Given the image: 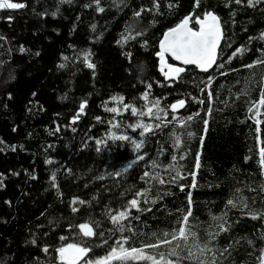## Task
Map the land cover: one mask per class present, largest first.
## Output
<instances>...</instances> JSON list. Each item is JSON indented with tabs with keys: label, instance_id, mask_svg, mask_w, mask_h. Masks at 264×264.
Wrapping results in <instances>:
<instances>
[{
	"label": "trees",
	"instance_id": "obj_1",
	"mask_svg": "<svg viewBox=\"0 0 264 264\" xmlns=\"http://www.w3.org/2000/svg\"><path fill=\"white\" fill-rule=\"evenodd\" d=\"M12 2H22L26 7L0 10V36L5 38L0 40V264H41L49 258L41 250L44 246H49L48 252L55 259L57 237L68 236V242H72L71 233L79 229L69 225L86 220L90 226L91 220L101 225L93 226L96 235L92 238L79 237L92 245L89 255H104L121 236L127 238L124 246L128 249L156 243L157 239L171 240L173 230L178 234L183 222L200 244L209 240V232L219 233L212 244L221 251L227 246L228 251L222 256L216 253V264H259L264 248V170L259 154L264 148V109L256 117L261 120L257 144L256 124L247 108L250 100L259 98L264 86V65L252 69L243 65L260 56L258 47L264 48V39H257L264 33V3L249 8L246 0L240 5L235 0H200L194 9L195 0H159L163 14L155 17V26H150V12H142L137 20L131 18V9L140 5L150 8L152 0H126L128 7L120 5L119 11L111 0H99L104 9L101 12L96 11L93 0ZM169 3L177 6L168 9ZM205 10L219 17L223 33L217 64L210 72L215 79L206 86L208 74L189 67L181 75L183 79L166 83L157 71L154 56L159 38L184 15ZM144 30V36H135L136 31ZM121 33L128 39L117 44ZM142 40L148 41L147 51L140 47ZM20 46L25 48L24 53L19 51ZM236 48L241 52L232 55ZM84 51L95 69L85 67ZM127 52L132 53V64L122 55ZM220 63L222 68L218 67ZM126 67L131 68V75L125 72ZM233 68L237 71H231ZM143 82L152 85L145 100L140 99L145 92ZM242 90L246 94H241ZM209 92L213 96L210 108ZM113 96H124V100L114 101ZM157 99L158 107L169 113L166 121L171 120L169 105L177 99L185 100V106L176 113L178 118L194 112L199 115L192 121L180 123L178 119L159 129L155 128L157 121L145 115L142 122L152 123L153 129L141 138L140 129L133 132L126 127L138 118L122 105L130 103L138 110L147 106L155 113L153 102ZM201 100L204 103L198 102ZM82 101L86 102L84 113L70 122ZM105 106L116 107L120 115L106 112ZM160 115L163 118L164 114ZM96 116L101 120L94 119ZM203 119L208 120L206 130ZM110 121L118 126L110 127ZM109 130L144 139L146 142L137 150L144 159L124 171L127 161L134 159L132 146L127 141L116 142L122 147L114 146L107 139ZM188 132L194 135L189 137ZM99 138L106 139L108 148L101 145L98 153L95 140ZM197 154L199 168L195 167ZM173 165L182 177L176 184L168 183L175 175ZM114 169L120 171L119 176ZM145 171L150 176L141 179ZM177 184L183 185V190ZM136 191L142 193L137 197L142 211L129 208V218L120 222L131 224L133 231L117 232L105 213L108 209L111 214L123 210ZM74 197L78 198L72 205L78 209L76 213L69 207ZM229 199L235 207L227 204ZM79 200L88 203L80 204ZM245 204L247 207H243ZM250 212L257 213L255 219ZM183 215H188L186 222ZM221 224L226 229L223 232ZM108 229L112 230L111 238ZM102 231L107 244L97 247L102 243ZM33 234L35 244L28 242ZM177 244L182 257L189 249L196 251L190 236L187 244L178 237L171 244L144 248V252L157 255L163 251L167 256L169 248ZM207 255L211 258L212 253ZM181 264L189 261L182 260Z\"/></svg>",
	"mask_w": 264,
	"mask_h": 264
},
{
	"label": "snow or ice",
	"instance_id": "obj_2",
	"mask_svg": "<svg viewBox=\"0 0 264 264\" xmlns=\"http://www.w3.org/2000/svg\"><path fill=\"white\" fill-rule=\"evenodd\" d=\"M61 3H70L71 0H60ZM93 2L97 5L96 11L101 12L104 9L99 6V0H93ZM112 5L117 8V11L121 10L120 5H124V7H128V4L126 3V0H111ZM243 0H235V3L240 5L242 4ZM200 3V0H195V3L193 5V8H197ZM247 6L249 8L255 7L259 3H264V0H246ZM89 5H85V7H88ZM176 4L169 3L167 5L168 9H171L173 7H176ZM228 5L225 4V7ZM26 5L22 2H12V0H0V10H16V9H23ZM160 3L159 0H152L151 7H146L143 5H140L138 7H132L131 9V18L139 20L141 18L142 12H150L152 14L153 19H150L148 21L150 26H155V17L157 15H162L159 11ZM53 16L56 15L55 12L52 13ZM11 19V17H9ZM191 24V26H190ZM93 29L95 28V25L92 26ZM125 31H128L127 26L125 28ZM146 34V30L144 31H136L135 36L141 37ZM222 38V30H221V24L219 17L215 15L212 11L205 10L204 12H192L189 14L184 15L179 22H177L174 26H171L167 28V30L163 31L162 37L158 40V50L154 51V56L158 59V72L159 74L164 78L165 81H168L169 78L172 80H176L177 77H180V79H183L181 77V73H184L186 71L185 67H179L174 65L173 63H170L166 57H170L171 61L179 62L180 65L184 66H195V69H198L202 73H208L206 78V86L211 85L215 77L209 72L210 69H213V66L217 64L218 60V52L217 48L220 44ZM5 38L3 36H0V40H4ZM96 39H100L99 36L96 37ZM128 37L124 36L123 33H121V38L116 41L117 44H121L122 40H126ZM257 39H264V33L260 34V37ZM140 47L143 48L145 51L148 50V41L142 40L140 42ZM155 48V45H153ZM19 51L21 53H24L26 50L23 46H20ZM241 52L240 48H236L235 51L232 53V55H235L236 53ZM256 52L260 53V56L253 59L251 62L244 64L243 67L246 69H252L256 65H264V48H257ZM36 55H39V53H36ZM122 55H126L128 57V63L132 64V53H122ZM84 60L83 63L86 68L88 69H95V64L90 62L89 53L87 51L83 52ZM61 59H67V57H61ZM228 60H231V56L228 57ZM58 67H64V65H58ZM218 67L222 68L223 63H220ZM140 69L143 71V61L140 63ZM231 71H237V69H231ZM125 72L129 75H131V68L126 67ZM220 75L224 76L227 75L225 72H220ZM137 80H139V75L137 76ZM261 82L264 84V75L261 76ZM145 84V92L140 95V99L145 100L148 95H150V89L152 87L151 84L147 82H143ZM220 87H223L221 85ZM203 91V89H201ZM241 94L243 93V90ZM33 96H35V93H32ZM219 96V89H217V98ZM9 99H11V95L8 96ZM112 100L121 102L124 100V96H113ZM213 100L212 93H208V103L209 108L211 107V103ZM199 103H204V101H198ZM107 102H105L106 104ZM224 103H227L224 101ZM160 101L157 99L153 102V106L157 107V111L153 113L151 107L143 106L140 110H138L136 107L132 106V104H123V108L130 109L131 115L133 117H144L145 115H148L149 118H154L157 123L155 124V128L159 129L162 125L167 126V123H172L174 121H177L179 119L180 123H184V121H192L194 116H198V112H194L186 117H177L176 111L178 108H183L185 106V100L184 99H177L175 102L171 103L169 105L171 109V120L166 121L167 116L169 113L164 108H159ZM86 106V102H81L79 105V112L76 115H73L71 117L70 122H75L79 115H82L84 113ZM261 109H264V86L260 88L259 98L255 100H250L249 106L247 108L248 113L252 114L249 118L254 120V123L256 124L255 131L257 132V144L260 143L259 133L261 131L260 124L261 120L257 119L256 117H260L262 115ZM108 113H116L117 115H120V112L116 107H107L105 106L104 109ZM160 113H163L164 116L160 115ZM97 121L101 120V117L96 116L94 117ZM114 120V118H113ZM203 124L205 126V130L207 129L208 120L203 119ZM118 125L115 123H112L110 121V127H117ZM126 127H130L133 132H136L137 129H140L139 131V137L144 138L145 133L150 132L153 129L152 123H144L140 119H136L134 122L130 124H126ZM15 130V129H13ZM58 130V129H57ZM75 131V129H72ZM51 134V133H50ZM155 134V133H153ZM171 135H174V133H170ZM187 135L189 137L193 136L194 133L188 132ZM91 139V138H90ZM107 139H110L113 142L114 146L122 147V145H116V142H129L132 146V153L134 155V159H129L126 163V166L123 168L124 171H127V169L131 168L132 165L139 160L144 159V155L137 154V150L141 148V146L146 142L144 139L137 140L134 139L132 136L129 135H116L111 130L107 133ZM0 143H3L0 141ZM95 143L97 145L96 151L99 153L101 151V145H104L105 148H108L107 142L105 138H99L95 140ZM176 144H179V140H176ZM13 150H15V147L13 146ZM110 150V149H109ZM260 166L261 169L264 170V148L260 149ZM183 155L180 156V159H183ZM171 159L174 161L176 160V156H172ZM247 159V158H246ZM45 163H50V161L45 160ZM154 166V162H153ZM172 171L175 172V175L172 176L168 183L176 184L178 178H182L180 176V171L178 167L171 166ZM195 167H200V159L199 154L196 156V164ZM15 174V173H14ZM114 174L116 176L120 175V171H117L114 169ZM262 175H264V171H262ZM150 173L148 171H145L143 175L141 176V179H144L145 177H149ZM32 179H35L36 177L33 175L31 176ZM147 183V181H146ZM160 183H165V181L161 180ZM178 187H180L181 190H183V185L177 184ZM52 187H56L55 183V173H53L52 177ZM251 190V189H250ZM144 192L147 191V189L143 190ZM239 191V189H237ZM261 191H264V188L261 189ZM141 191H136L133 195V198L127 200L126 204L123 206V210L117 209L115 214H111L112 210L108 209L105 213L106 215H109V219L112 222V224L115 227V231L123 233L124 231L132 232V226L131 224L125 225L120 223L122 220H126L129 218V208L137 209V211H142L140 208H138V200L137 197L141 196ZM123 195V193L121 194ZM95 199V197H93ZM78 198H73L69 202V207L71 209L72 213H76L78 209L76 207H73L72 205L77 202ZM5 203H9V201H5ZM80 204H86L87 201L79 200ZM228 205H232L235 207L232 199H229L227 201ZM243 207H247L245 204ZM188 213H191V207L189 205ZM249 215L253 219L256 218L257 213L250 212ZM132 219H139V217H132ZM89 220H91V217H89ZM182 220L186 222L188 220V215H183ZM53 222L50 220L49 224L51 225ZM226 223V222H225ZM91 224L95 228H100V222L98 220H91ZM90 226V222L88 220L84 222H80L74 225H69V228H78L79 232L71 233L72 242H68L69 237L65 235H60L57 237L59 244L54 246V252H55V259H52L51 255L48 252L49 246H44L41 250L48 254L49 258L47 261L41 262V264H113V262H117V264H128L129 261H147L149 264H181L182 260L187 259L189 261V264H216L217 256L216 253L219 252L222 256L224 252L228 251V247L226 246L222 251L215 247V245L212 244V241L215 239V236L219 233H212L209 232V240L205 241L203 244H200L198 237L195 233H192L190 231L186 230L185 224L182 222L180 224V227L177 231L174 229L171 235V240L168 239H157L156 243L147 244L144 245L141 248L132 247L130 249L125 248L124 244L127 241L126 237L121 236L113 245L110 246V250H108L104 255L101 256H95V255H89L92 252V245L89 244L87 239H79V237L84 238H92L96 233L94 232V227ZM40 227H43L42 225ZM220 231H225V226L223 224L219 225ZM109 232V238H111L112 230L108 229ZM45 236L48 235L47 232L44 233ZM154 235V234H153ZM167 233H164V236L167 237ZM192 237L193 245L196 249V251H193L192 249L188 250V254L186 257L180 256L179 252L176 250L179 248V244L176 245L175 248H169L167 256L163 251L159 252L157 255L152 254H146L144 252V248H158L162 244H171V241L178 240V237L185 241V244L189 241V237ZM99 237L102 240V243L97 244V247H102L104 244H107V240H103L104 232L99 233ZM29 243L35 244V234H33V239L31 241H28ZM261 255L259 257V264H264V248L260 250ZM208 253H212L211 258L208 257ZM171 257H175V259H172Z\"/></svg>",
	"mask_w": 264,
	"mask_h": 264
},
{
	"label": "water",
	"instance_id": "obj_3",
	"mask_svg": "<svg viewBox=\"0 0 264 264\" xmlns=\"http://www.w3.org/2000/svg\"><path fill=\"white\" fill-rule=\"evenodd\" d=\"M215 15H216V14H215ZM219 20H220V19H219ZM220 24H221V23H220ZM190 26H191V24H190ZM221 30H222V28H221ZM161 37H162V36H161ZM222 39H223V33H222V38H221L220 44L218 45V48H217V52L219 51V48H220V45H221ZM157 50H158V44H157ZM155 59H156V61H157V69H158V59H157L156 57H155ZM166 59H168L170 63H173V64L176 65V66H179V67H185V69H186V68H189V67L195 69V66H184V65H180L179 62L171 61V58H170V57H166ZM214 66H215V65H214ZM214 66H213V68H214ZM195 70H196L198 73H200V74H208V73H202V72H200L198 69H195ZM157 71H158V70H157ZM211 71H212V69L209 70V72H211ZM158 73H159V72H158ZM182 74H183V73H181V75H182ZM161 77H162V76H161ZM162 78H163V77H162ZM178 78H179V77H177L176 80H172L171 78H169L168 81H165L164 78H163V80H164L166 83H170V82H176V81L178 80ZM181 109H182V108H178L177 111H176V113H179Z\"/></svg>",
	"mask_w": 264,
	"mask_h": 264
},
{
	"label": "rangeland",
	"instance_id": "obj_4",
	"mask_svg": "<svg viewBox=\"0 0 264 264\" xmlns=\"http://www.w3.org/2000/svg\"><path fill=\"white\" fill-rule=\"evenodd\" d=\"M136 118H138V119H140L141 121H143V117H136ZM140 262H143V264H149V262H147V261H140ZM58 264V263H57Z\"/></svg>",
	"mask_w": 264,
	"mask_h": 264
}]
</instances>
